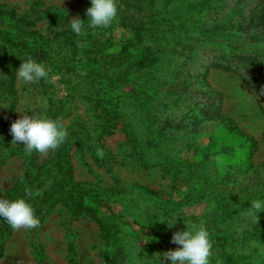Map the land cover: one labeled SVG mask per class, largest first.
<instances>
[{"label":"rangeland","instance_id":"374dc122","mask_svg":"<svg viewBox=\"0 0 264 264\" xmlns=\"http://www.w3.org/2000/svg\"><path fill=\"white\" fill-rule=\"evenodd\" d=\"M89 1L0 0V4L32 22L29 30L38 31L49 41L56 37L60 42L52 43L51 61L44 64L55 83L45 79L25 83L16 75L18 117L15 119L25 114L45 118L50 104L62 106L61 122L66 129L77 133L74 138L77 144L70 150L73 181L88 190L106 192L107 197L91 198L88 203L97 210L101 220H106L107 231L102 234L95 219L84 214L73 217L66 206L57 203L45 213L34 211L40 222L37 228L13 229L4 244L0 264H109L107 257L114 247L113 241L106 239L107 232L116 234L118 229H121L118 235H124V242L128 240L125 253L145 264L156 253L163 256V253L175 250V245L154 241L152 230L134 223L135 216L132 215L136 211L142 210L151 216L155 209L166 204L174 209L168 221L172 219L178 226L181 219L208 213L209 207L217 202H221V207L227 202L232 203L229 199L232 200L235 194L245 196L248 190L252 192L259 185L264 188V84L219 67L208 68L203 78L205 68L215 55L210 48L196 50L183 69L179 66L181 59L164 71L170 73V90L181 83L188 86L185 95L169 93L157 105V109L172 114L169 132L172 143L181 150L177 156L181 164L165 166L159 162L142 167L133 157L124 126L126 117L131 114L127 104L131 106L132 97L125 96L126 103L130 98L129 102L124 113L116 119L112 132L107 134L102 130L106 118L96 106L95 93L88 85L89 79L85 78L87 69L93 68L96 59L102 55L100 47L77 41V48L74 50L69 46L67 51L62 45V32L70 30L71 19L78 17L83 20V34L79 36L82 42L87 36L94 42L108 38L110 42L106 47H111L129 35L122 26L112 30L108 27L104 32L102 27H89V22L85 21H89L88 17L84 15L87 7H91ZM121 3L117 0L118 6L123 8ZM53 12L64 13L68 23L52 21ZM76 52L75 60L65 64L62 60L65 55ZM137 77L144 78L145 74L140 71ZM135 88L127 85L123 92L132 96ZM210 91L222 96L217 115L213 114L212 103H218L208 96ZM172 92L179 93V90ZM133 118L137 127L140 116ZM138 128L142 127L138 125ZM17 145L24 148L20 142ZM98 148L104 150L103 158L97 156ZM35 153L38 163L47 158V155ZM23 169L24 159L19 157H6L0 164V199H4L14 186ZM139 186L148 192H142ZM45 189L46 185L39 189L40 195ZM119 220L127 225L117 226ZM187 221L190 222L184 221V226L189 223ZM261 245L255 250L260 256L264 248V244ZM237 249L233 251L239 252ZM245 250L250 251V248L245 247Z\"/></svg>","mask_w":264,"mask_h":264},{"label":"trees","instance_id":"16d2710c","mask_svg":"<svg viewBox=\"0 0 264 264\" xmlns=\"http://www.w3.org/2000/svg\"><path fill=\"white\" fill-rule=\"evenodd\" d=\"M121 1L123 8L118 6V15L109 26V30L122 26L129 36L113 44L114 46L106 47L110 42L108 38L102 42H94L91 36H87L82 42L80 35L70 29L62 32L63 37L60 35L62 45L65 50L69 46L75 50L78 43L83 45L87 41L100 47L102 55H99L98 60L95 58L97 62L93 68L87 69L85 78L89 79L88 85L95 93L96 106L106 118L101 125L102 130L107 134L112 132L116 119L124 113L123 109L132 97L131 106L127 104V110H131V114L126 117L124 126L133 157L138 159L142 167L159 162L165 166L181 164L177 160L181 150L172 143L169 132L172 127V114L157 109V105L169 93L185 95L188 86L185 87L181 83L170 90L168 86L169 81H172L168 78L170 73L164 71L177 65L181 59L179 66L183 69L186 60L191 59L196 50L210 48V52L215 55L205 68L203 78L208 68L219 67L264 84V0ZM89 3L91 4V0ZM51 15L52 21L68 23L65 22L67 17L64 13L53 12ZM30 26L32 22L27 21L26 17H19L14 10L5 9L0 4V164L6 157L24 159L23 173L5 194L4 199L14 201L22 198L31 205L36 214L45 213L55 204L61 203L68 208L73 217L84 214L95 219L101 233L105 235L106 220L100 219L97 210L88 203V199L107 197L106 192L91 191L73 181L70 150L77 144L74 140L77 133L74 130L67 129L68 136L65 142L57 150L50 151L41 163L37 162L35 151L27 154L22 146L12 143L10 127L18 117L16 68L28 57L42 64L50 62V46L54 41L60 44L56 37L49 41L38 31L29 30ZM107 28L102 27V32L108 30ZM77 54V52L66 54L62 60L68 64L75 60ZM242 69L243 73H239ZM140 71L145 74L144 78L137 77ZM127 85L136 87L132 96L123 92ZM175 89L179 90V93H173ZM208 94L218 103H212L213 114L217 115L222 96L211 91ZM125 96L130 97L127 103ZM120 98L123 99L122 102L119 101ZM62 114V106L52 103L45 118L61 121ZM133 116H140L137 127ZM138 125L142 128H138ZM254 145L251 146L252 150ZM43 185H46V189L41 195L31 197L26 195V189H31L35 193ZM260 187L257 186L252 192L248 190L245 196L235 194L232 200L229 199L232 203L227 202L222 207L221 202H217L216 205L213 202L215 206L212 204L208 213L181 219L178 221L181 225H173L171 228L167 222L169 215L174 214V209L166 204L155 209L151 216L141 210L136 211L132 217L135 216L134 223L141 228L152 230L151 238L154 241H164L167 244L172 243L171 238L178 229L187 230V226L183 225L184 221L190 220L187 221L188 225L202 224L208 230L212 242L209 264H264V248L262 256L255 252L262 243L264 244V211L257 214L259 222L255 224L243 215L252 200L264 199V188ZM138 188L144 193L148 192L141 186ZM229 205L235 207L231 208ZM119 222L117 226L127 225L123 220ZM12 231L13 228L7 221L0 218V258L4 244ZM107 233L106 239L113 241L111 244L114 247L109 258L107 257L109 264H141L140 260L129 258V254L125 253L124 247L128 240L124 242V235H118L121 229H118L116 234H110L109 230ZM174 245V249L181 247ZM236 247L239 252L233 251ZM245 247L250 248V251H246ZM156 254L145 264H168L160 252Z\"/></svg>","mask_w":264,"mask_h":264},{"label":"clouds","instance_id":"9594fccd","mask_svg":"<svg viewBox=\"0 0 264 264\" xmlns=\"http://www.w3.org/2000/svg\"><path fill=\"white\" fill-rule=\"evenodd\" d=\"M86 15L89 27H109L118 15L117 0H91V7L86 10ZM70 27L77 35L83 34L82 19L78 17L71 19ZM16 75L25 83H35L41 79L55 83L54 79H50L45 65L31 57L22 60ZM10 133L13 136L12 143H22L27 154L35 151L41 155L57 150L68 136L67 129L61 121L26 114L11 124ZM104 154L103 149H97L98 157L103 158ZM26 195L31 197L40 195V192L34 193L31 189H26ZM261 211H264V199H255L251 201L250 207L243 215L255 224L259 222L257 214ZM0 218L6 220L14 230L34 229L40 223L31 205L22 198L14 201L0 199ZM167 223L171 227L176 221L170 219ZM171 242L181 246L163 253V258L170 260L172 264H209L212 242L208 230L202 224L199 226L195 223L187 224V230L175 232Z\"/></svg>","mask_w":264,"mask_h":264}]
</instances>
